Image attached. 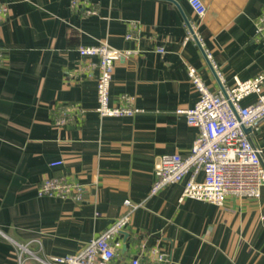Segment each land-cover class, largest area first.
<instances>
[{
	"label": "crops",
	"instance_id": "crops-1",
	"mask_svg": "<svg viewBox=\"0 0 264 264\" xmlns=\"http://www.w3.org/2000/svg\"><path fill=\"white\" fill-rule=\"evenodd\" d=\"M2 1L9 17L0 25V264H18L16 242L41 257L75 253L126 212L115 264H130L141 243L167 254L143 264H264V186L258 197L232 195L222 206L180 201L185 180L151 193L159 156L189 153L198 133L176 111L199 97L187 64L213 90L221 82L203 49L228 85L264 72L257 33L264 0H204L203 17L187 0H80L78 8L71 0ZM130 20L141 24L139 41L125 38ZM188 21L202 46L185 41ZM103 41L138 49L116 61L110 97L117 103L131 94L143 111L97 112L98 68L90 65L98 57L79 47ZM66 108L69 122L56 124ZM253 137L264 148V119ZM59 174L84 184L82 200L38 193L46 176ZM126 199L139 205L131 210Z\"/></svg>",
	"mask_w": 264,
	"mask_h": 264
},
{
	"label": "built area",
	"instance_id": "built-area-1",
	"mask_svg": "<svg viewBox=\"0 0 264 264\" xmlns=\"http://www.w3.org/2000/svg\"><path fill=\"white\" fill-rule=\"evenodd\" d=\"M187 1L199 17L206 14L208 6L204 0ZM80 3V0H71L73 7L78 8ZM88 12L94 13L96 8L90 7ZM8 17L9 5L0 0V25ZM257 26V33L262 34L264 40V16L259 17ZM141 36L139 20H130L125 38L139 41ZM196 38L204 44L197 24H192L185 41ZM157 50L164 52L163 47ZM79 51L84 57H98V61L90 66L98 68L96 110L100 116H131L144 110L135 105L134 96L131 94H122L117 103H112L110 97L116 61L137 53V48L120 49L103 41L94 45H82ZM206 54L216 69L221 86L216 90L211 89L198 68L187 64L189 78L199 97L193 106L180 107L176 111L184 114L187 122L197 127L198 133L189 153L183 155L171 152L159 156L151 193L165 185L185 180L180 201L189 197L222 206L232 195L258 197L264 186V148L253 137L259 123L264 119V72L250 78L237 79L235 84L228 85L211 54ZM5 59L6 48L0 39V66ZM248 97L251 100L244 102ZM76 108L83 111L80 106ZM70 118V110L66 108L55 117V123L65 125ZM246 128L250 130L247 131ZM62 163L58 159L52 161L51 165ZM200 175L203 177L199 178ZM38 193L79 201L84 198V184L67 174L48 175L41 181ZM125 204L131 210L139 205L130 199H126ZM129 223L130 212H126L94 236L82 249L65 255L41 257L33 253L28 244L16 242L18 264H30L32 259L42 264H115L117 249L121 244L116 237ZM144 258L159 263L167 260V254L158 246L148 247L141 243L140 251L130 258V264H143Z\"/></svg>",
	"mask_w": 264,
	"mask_h": 264
},
{
	"label": "water",
	"instance_id": "water-1",
	"mask_svg": "<svg viewBox=\"0 0 264 264\" xmlns=\"http://www.w3.org/2000/svg\"><path fill=\"white\" fill-rule=\"evenodd\" d=\"M188 23H189V26H190V28L192 29V24L188 21ZM196 40H197V38H196ZM197 42H199L198 40H197ZM200 43V42H199ZM200 45L202 46V44L200 43ZM203 51H204V53L206 54V52H205V50L203 49ZM207 55V54H206ZM246 130L247 131H249L250 130V128H246Z\"/></svg>",
	"mask_w": 264,
	"mask_h": 264
}]
</instances>
